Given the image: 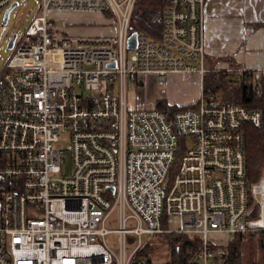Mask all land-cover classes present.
<instances>
[{
  "label": "built area",
  "instance_id": "2783aa9c",
  "mask_svg": "<svg viewBox=\"0 0 264 264\" xmlns=\"http://www.w3.org/2000/svg\"><path fill=\"white\" fill-rule=\"evenodd\" d=\"M17 1L0 0V13ZM134 2L40 0L42 15L12 34L0 75V264H153L144 250L160 235L198 236L188 264H220L211 247L226 237L264 242V177L246 179L244 128H260L261 111L202 90L169 113L127 103V86L149 76L203 80L204 0H163L161 37L137 33L129 50ZM50 9L111 13L116 34L56 33ZM12 35L2 19L0 47Z\"/></svg>",
  "mask_w": 264,
  "mask_h": 264
},
{
  "label": "rangeland",
  "instance_id": "374dc122",
  "mask_svg": "<svg viewBox=\"0 0 264 264\" xmlns=\"http://www.w3.org/2000/svg\"><path fill=\"white\" fill-rule=\"evenodd\" d=\"M3 15L4 11L0 13V24L2 23ZM40 15H42L40 0H18L17 5L9 12L7 20L10 35H22L33 17ZM47 18L55 24L53 31L64 35L100 37L115 36L116 34V20L111 13L106 16L105 13L97 11L50 9L47 12ZM7 41L0 47V75L6 70V65L14 54V49L6 50ZM223 69L224 68L222 66L218 69L213 68L207 70L208 72H223ZM195 77V75H168L163 86H157L155 83V85L151 84L150 79H152V76L146 77L143 83L136 88L127 86L126 96L128 106L130 108H142L143 106L151 108L153 106L157 107V103L161 102L164 103L166 107V109L162 110L169 113L177 109H184L185 107L192 106L193 104L196 105L198 96L200 95L198 93L200 92V83ZM225 77L228 78L227 75H225ZM193 78L194 81H192ZM173 93L184 95L186 100L193 99L195 97V93H197V97L191 103L180 104L179 102L169 101V98L171 100H176L173 96H170ZM167 94H169V96H167ZM157 95H159V98L153 102ZM215 95L221 99V95L218 92H216ZM195 105H193V107ZM65 163L67 165L69 164L68 159ZM261 176L264 177V166L261 169ZM175 226V219L172 218L170 221V227L173 228ZM230 239H232V236L226 237L223 241ZM161 242L162 237H154L150 240V246L144 250L145 254L147 253L150 257L149 259L153 261V264H163L168 261V251ZM223 244L220 243L219 246L225 247L228 242ZM240 250L242 254V264H264V243L262 241V236L247 235L245 239L241 241Z\"/></svg>",
  "mask_w": 264,
  "mask_h": 264
},
{
  "label": "trees",
  "instance_id": "16d2710c",
  "mask_svg": "<svg viewBox=\"0 0 264 264\" xmlns=\"http://www.w3.org/2000/svg\"><path fill=\"white\" fill-rule=\"evenodd\" d=\"M163 7V0H136L131 13L129 32L143 33L151 38L159 39ZM105 14L107 16L109 13ZM223 73L222 71H209L205 74L202 86L203 94L209 95L218 92L222 102L238 104L250 110H259L262 113L260 128L251 125L244 127L246 179L249 184H252L261 178V169L264 166V77L257 79L255 76H246L232 79L225 77ZM193 105L185 107V109L193 107ZM156 106L160 110L166 109L165 104L161 102H158ZM257 216L258 209L255 208L250 217ZM157 237H162L161 243L168 251V261L163 264H188L189 259L197 253L199 248L200 239L198 236L160 235ZM244 237V235H235L225 247H211L219 252L220 264H242L240 245Z\"/></svg>",
  "mask_w": 264,
  "mask_h": 264
},
{
  "label": "crops",
  "instance_id": "0c3cea01",
  "mask_svg": "<svg viewBox=\"0 0 264 264\" xmlns=\"http://www.w3.org/2000/svg\"><path fill=\"white\" fill-rule=\"evenodd\" d=\"M203 14L204 61L207 69L227 65L235 69L264 68V0H204ZM195 78L200 83L198 93L201 95L202 81L197 76ZM150 82L155 85L153 77ZM196 95L186 100L184 95L173 93L170 96L176 100L169 98V101L191 103ZM157 98L159 95L153 102Z\"/></svg>",
  "mask_w": 264,
  "mask_h": 264
},
{
  "label": "water",
  "instance_id": "95a60500",
  "mask_svg": "<svg viewBox=\"0 0 264 264\" xmlns=\"http://www.w3.org/2000/svg\"><path fill=\"white\" fill-rule=\"evenodd\" d=\"M16 6V3H13L7 10H5L4 15H3V23L7 22L9 12ZM15 39V35H12L11 39L7 43L6 50L11 49L13 45V41ZM136 39H137V33L132 32L127 39V48L129 50H134L136 48ZM113 67V64L110 65Z\"/></svg>",
  "mask_w": 264,
  "mask_h": 264
},
{
  "label": "bare ground",
  "instance_id": "6f19581e",
  "mask_svg": "<svg viewBox=\"0 0 264 264\" xmlns=\"http://www.w3.org/2000/svg\"><path fill=\"white\" fill-rule=\"evenodd\" d=\"M229 243V242H228Z\"/></svg>",
  "mask_w": 264,
  "mask_h": 264
}]
</instances>
